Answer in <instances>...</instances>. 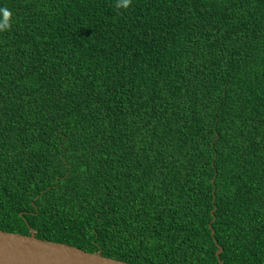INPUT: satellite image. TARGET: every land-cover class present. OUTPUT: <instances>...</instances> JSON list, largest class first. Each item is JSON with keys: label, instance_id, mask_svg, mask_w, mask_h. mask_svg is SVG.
Masks as SVG:
<instances>
[{"label": "trees", "instance_id": "16d2710c", "mask_svg": "<svg viewBox=\"0 0 264 264\" xmlns=\"http://www.w3.org/2000/svg\"><path fill=\"white\" fill-rule=\"evenodd\" d=\"M0 9V229L135 264H220L218 245L264 264V0Z\"/></svg>", "mask_w": 264, "mask_h": 264}, {"label": "water", "instance_id": "95a60500", "mask_svg": "<svg viewBox=\"0 0 264 264\" xmlns=\"http://www.w3.org/2000/svg\"><path fill=\"white\" fill-rule=\"evenodd\" d=\"M216 207L214 208V211ZM216 217H214V220ZM212 234L215 229L212 224ZM216 243L217 240L215 239ZM223 248L218 245L216 252L220 264ZM0 264H135L106 256L101 252H90L80 247L42 239L36 231L30 234L0 229Z\"/></svg>", "mask_w": 264, "mask_h": 264}, {"label": "clouds", "instance_id": "9594fccd", "mask_svg": "<svg viewBox=\"0 0 264 264\" xmlns=\"http://www.w3.org/2000/svg\"><path fill=\"white\" fill-rule=\"evenodd\" d=\"M131 0H117V7L128 8L130 6ZM0 14L8 15L11 14L7 9H0ZM7 22L0 20V30H4L7 27Z\"/></svg>", "mask_w": 264, "mask_h": 264}]
</instances>
